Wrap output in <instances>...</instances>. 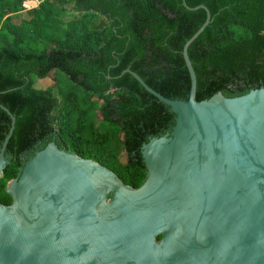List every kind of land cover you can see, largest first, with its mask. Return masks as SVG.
I'll list each match as a JSON object with an SVG mask.
<instances>
[{"label":"trees","instance_id":"16d2710c","mask_svg":"<svg viewBox=\"0 0 264 264\" xmlns=\"http://www.w3.org/2000/svg\"><path fill=\"white\" fill-rule=\"evenodd\" d=\"M185 3L189 9L183 0H0V106L15 118L2 205L12 203L8 183L50 143L141 187L142 147L169 133L175 116L124 72L167 99L187 101L182 51L206 20L204 10H192L198 6L210 24L188 48L196 101L264 88V0ZM1 107L0 148L11 127Z\"/></svg>","mask_w":264,"mask_h":264},{"label":"water","instance_id":"95a60500","mask_svg":"<svg viewBox=\"0 0 264 264\" xmlns=\"http://www.w3.org/2000/svg\"><path fill=\"white\" fill-rule=\"evenodd\" d=\"M183 6L189 9L183 0ZM188 100H171L126 70L175 116L142 147L146 177L110 170L50 143L8 183L0 203V264H264V88L197 102L188 48ZM191 10V9H190ZM1 107V106H0ZM0 148V179L10 164Z\"/></svg>","mask_w":264,"mask_h":264},{"label":"rangeland","instance_id":"374dc122","mask_svg":"<svg viewBox=\"0 0 264 264\" xmlns=\"http://www.w3.org/2000/svg\"><path fill=\"white\" fill-rule=\"evenodd\" d=\"M31 1H32V0H31ZM39 5H40V2L37 1L35 7H33V8H27L25 5H23V8H24L26 11H29V10H32V9L37 8ZM64 20H65L66 22L69 21V20H71V16L66 17ZM51 82H52V78H49L48 80H47V79H45V80H40V81H38V82L36 83V87H37V88H45V87H47ZM55 95L58 97L57 91H55ZM101 120H102V118H101L100 116H98V117H97V120H96V124H95L96 127H99V126H100V122H101ZM120 160H121L122 163H125V162H126V157L122 154V155L120 156Z\"/></svg>","mask_w":264,"mask_h":264}]
</instances>
